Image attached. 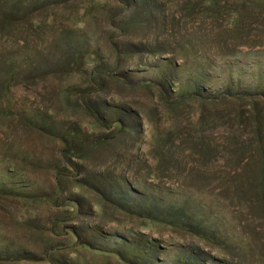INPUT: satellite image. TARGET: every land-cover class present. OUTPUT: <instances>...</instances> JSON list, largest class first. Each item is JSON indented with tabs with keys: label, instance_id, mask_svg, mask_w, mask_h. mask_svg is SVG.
Masks as SVG:
<instances>
[{
	"label": "rangeland",
	"instance_id": "rangeland-1",
	"mask_svg": "<svg viewBox=\"0 0 264 264\" xmlns=\"http://www.w3.org/2000/svg\"><path fill=\"white\" fill-rule=\"evenodd\" d=\"M259 72L263 0H0V264H264Z\"/></svg>",
	"mask_w": 264,
	"mask_h": 264
},
{
	"label": "trees",
	"instance_id": "trees-1",
	"mask_svg": "<svg viewBox=\"0 0 264 264\" xmlns=\"http://www.w3.org/2000/svg\"><path fill=\"white\" fill-rule=\"evenodd\" d=\"M210 1H213V0H210ZM263 2H264V0H263ZM256 67H259V64H256L255 65ZM260 73V72H259ZM258 73V76H260V78H264V75L262 74V73H260L259 74ZM147 82L146 81H138L137 83H136V85H138V86H147ZM231 84V83H230ZM234 86H236L235 84H233ZM229 91V90H228ZM227 91V92H228ZM233 93V92H232ZM235 93V92H234ZM227 94V93H226ZM231 94V93H230ZM218 120H219V118H218ZM68 130V129H67ZM77 130H79V129H77L76 127H73L71 130H69L68 131V135L69 136H72V135H75L76 133H77ZM118 131L119 132H121V131H123L122 130V126H121V124L119 125V128H118ZM117 131V132H118ZM198 140H200V139H197V138H195V139H193V144H194V146H198L197 144H198ZM63 141H65V140H63ZM66 142V141H65ZM103 144V141L102 140H99V141H97V142H95L94 144H91L90 146H89V148L88 149H91L92 147H95V146H98V145H102ZM205 144V143H204ZM206 145V144H205ZM70 146V145H69ZM86 150L87 149H84V148H82V149H80V148H77L76 147V145L75 144H72V146H70V147H68L67 148V146H66V148H64L62 151H61V156L63 157V159L65 158L66 159V161L68 162V161H71L73 158H78V159H82L84 156H85V152H86ZM78 184H80L79 182H78ZM60 187V186H59ZM16 196V195H15ZM179 221V220H178ZM177 222V221H176ZM121 239H123L122 237H121ZM154 240H146L145 241V245L146 246H149V247H152V246H154ZM120 256V260L122 261V262H124V263H127L128 261H125L126 259H125V257L124 256H121V255H119Z\"/></svg>",
	"mask_w": 264,
	"mask_h": 264
}]
</instances>
